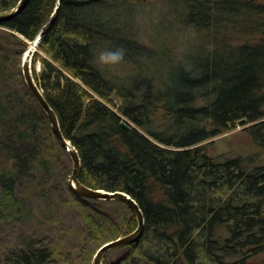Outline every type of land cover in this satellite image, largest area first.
Returning a JSON list of instances; mask_svg holds the SVG:
<instances>
[{
  "label": "trees",
  "instance_id": "obj_1",
  "mask_svg": "<svg viewBox=\"0 0 264 264\" xmlns=\"http://www.w3.org/2000/svg\"><path fill=\"white\" fill-rule=\"evenodd\" d=\"M57 1L29 0L2 25L14 32L0 33L2 225L18 221L25 198L45 189L37 168L69 162L21 72ZM151 1L61 0L34 53V77L80 153V181L125 191L144 213L140 241L109 250L103 264H248L264 251V164L249 169L241 156L216 155L210 139L245 118L264 148V0H181L183 20L203 39L197 57L177 62L162 79L146 73L148 62L174 61L156 56L108 13ZM19 2L0 0V13ZM119 46L122 61L97 65L98 52ZM114 202L121 205L114 221L86 208L74 231L83 264L92 245L137 227L133 211ZM68 231L59 242L28 234L8 250L0 242V264H66L74 254L64 246Z\"/></svg>",
  "mask_w": 264,
  "mask_h": 264
},
{
  "label": "rangeland",
  "instance_id": "obj_2",
  "mask_svg": "<svg viewBox=\"0 0 264 264\" xmlns=\"http://www.w3.org/2000/svg\"><path fill=\"white\" fill-rule=\"evenodd\" d=\"M180 1L152 0L148 4L137 5L133 9L116 7L108 12L120 27H124L126 34L131 36L136 30L141 42L153 49L156 56L163 55L174 61L170 63L154 58L148 62L150 70H145L146 73L158 79L167 77L168 72L175 67L177 62L189 63L190 59L197 57L199 45L203 39L193 25L183 20L184 10ZM7 30L14 32L0 25V33ZM30 45H32L31 42ZM100 53H97L96 63L104 68L105 63L99 60ZM37 67H40V62ZM123 70L122 68L118 72H123ZM3 125L6 127L5 123ZM248 125L249 123L243 125L237 123L234 128L210 139L211 152L227 157L241 156L249 169L264 164V148L255 144L246 129ZM67 156L68 166L58 163L53 166L51 164V169L37 168L36 173L42 178V185L45 189L25 198L28 210L18 221L6 222L3 225L0 223V242L5 245V250L15 247L26 234L42 239L44 243L59 242L64 237V232L71 228L65 236L64 246L73 247L74 254L66 264H83L80 258H75L79 255L80 245H78L79 239L74 231L84 225L85 211L88 209L98 217L109 218L113 221L116 219L121 205L114 200L81 197L71 190L70 176L67 177V175L69 171L71 174L72 161L68 154ZM91 248L92 258L89 264H93V258L99 246L92 245ZM248 264H264V251L250 258Z\"/></svg>",
  "mask_w": 264,
  "mask_h": 264
},
{
  "label": "water",
  "instance_id": "obj_3",
  "mask_svg": "<svg viewBox=\"0 0 264 264\" xmlns=\"http://www.w3.org/2000/svg\"><path fill=\"white\" fill-rule=\"evenodd\" d=\"M29 0H20L17 7L7 13L2 14L0 13V25L2 26L4 23H6L9 19L23 11L26 6L28 5ZM60 4L61 0L57 1V5L54 9V12L52 13L50 19L48 22L43 26L41 33L38 35L36 40L32 42V45L28 49V51L25 53L22 59V65H21V71L25 80V84L27 86V89L30 91L33 98L36 100L40 108L46 113L52 133L55 135L57 141L59 142L60 146L65 150V152L70 156L72 161V171L69 178V185L71 190L78 196L86 197V198H95V199H103V200H117L125 203L135 214L137 218V227L126 234L120 235L114 239H111L104 244H102L96 251L94 258H93V264H103L104 257L106 253L114 248H120L129 244H132L134 242L140 241L142 236L144 235L145 231V217L144 213L137 202L136 199H134L130 194H128L125 191H108L104 189H94L92 187H89L82 183L80 181V171H81V157L78 149L76 146L72 143L71 140H69L64 133L62 132L60 121L58 118V115L54 108L50 105L48 100L46 99L43 90L36 82V79L34 77L33 73V56L35 51L37 50L38 44L40 40L42 39L43 35L52 27L59 15L60 10ZM246 119H241L238 123L239 124H245ZM121 124L126 127L130 128L132 123L128 122V120L123 119Z\"/></svg>",
  "mask_w": 264,
  "mask_h": 264
},
{
  "label": "clouds",
  "instance_id": "obj_4",
  "mask_svg": "<svg viewBox=\"0 0 264 264\" xmlns=\"http://www.w3.org/2000/svg\"><path fill=\"white\" fill-rule=\"evenodd\" d=\"M126 56V49L123 46L116 47L115 49H106L99 55V60L102 63L107 62H120Z\"/></svg>",
  "mask_w": 264,
  "mask_h": 264
},
{
  "label": "bare ground",
  "instance_id": "obj_5",
  "mask_svg": "<svg viewBox=\"0 0 264 264\" xmlns=\"http://www.w3.org/2000/svg\"><path fill=\"white\" fill-rule=\"evenodd\" d=\"M30 46H31V45H30ZM29 48H30V47H29ZM29 48H28V49H29ZM27 51H28V50H26V52H27ZM26 52H25V53H26ZM24 55H25V54H24Z\"/></svg>",
  "mask_w": 264,
  "mask_h": 264
}]
</instances>
